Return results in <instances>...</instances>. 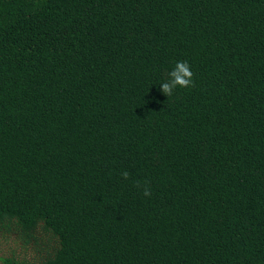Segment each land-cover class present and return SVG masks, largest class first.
I'll return each mask as SVG.
<instances>
[{
    "label": "trees",
    "instance_id": "16d2710c",
    "mask_svg": "<svg viewBox=\"0 0 264 264\" xmlns=\"http://www.w3.org/2000/svg\"><path fill=\"white\" fill-rule=\"evenodd\" d=\"M2 241L0 264H264V0H0Z\"/></svg>",
    "mask_w": 264,
    "mask_h": 264
},
{
    "label": "clouds",
    "instance_id": "9594fccd",
    "mask_svg": "<svg viewBox=\"0 0 264 264\" xmlns=\"http://www.w3.org/2000/svg\"><path fill=\"white\" fill-rule=\"evenodd\" d=\"M193 72L188 61H176L175 65L168 71L167 79L158 84L160 90L167 96H172L177 88H189L194 83ZM125 175H127L125 173ZM145 190V195H148Z\"/></svg>",
    "mask_w": 264,
    "mask_h": 264
},
{
    "label": "rangeland",
    "instance_id": "374dc122",
    "mask_svg": "<svg viewBox=\"0 0 264 264\" xmlns=\"http://www.w3.org/2000/svg\"><path fill=\"white\" fill-rule=\"evenodd\" d=\"M4 244H5L7 249H9V247L12 246V245L14 246V244L11 243V242H6L5 241V243H3V241H2V242H0V249L5 248Z\"/></svg>",
    "mask_w": 264,
    "mask_h": 264
}]
</instances>
